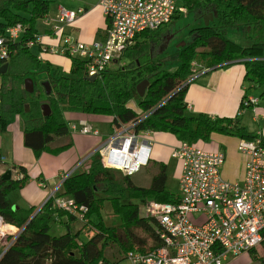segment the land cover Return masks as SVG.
<instances>
[{
	"label": "trees",
	"instance_id": "obj_1",
	"mask_svg": "<svg viewBox=\"0 0 264 264\" xmlns=\"http://www.w3.org/2000/svg\"><path fill=\"white\" fill-rule=\"evenodd\" d=\"M49 3V0L0 2V36L7 27L18 23L24 29L20 39L7 42L9 58L0 59V66L8 63L6 71L0 74L3 78L13 72L12 78L20 84V79L23 81L27 73L36 74L41 69V61L36 58V53L28 50L27 42L38 35L36 21L47 15ZM262 3L264 5V0ZM185 4L186 9L194 11L196 15L198 10L206 14V7H210L213 20L208 23L207 32L179 48V63L173 70L163 68V62L159 60L161 52L153 53V49L159 45L162 51L165 50L170 21L165 26L135 35L116 55L101 78L89 80L86 64L78 58H71L68 72L47 64L44 71L49 75L48 115H43L39 107L31 113L29 100L20 91L19 84L5 89L3 83V87H0V128L9 115L20 114L24 118V145L36 154L44 150L57 154L72 145L71 133L64 118L65 111L110 115L112 123L116 121L115 114L127 117L146 112L191 76L193 61L201 66H210L243 56L244 53L232 48L233 43L226 36L227 30L236 26H243L246 39L253 40L264 49V16L253 14L242 0H185ZM243 62V83L247 81L248 86L242 95L239 110L256 103H243L253 88L258 91L257 99L264 102V62ZM30 68L34 71H30ZM144 79L148 83L144 94L139 96L136 86ZM185 90L186 84L148 114L137 129L169 132L178 141L188 143L206 142L213 134L238 138L255 136L241 124L240 113L233 117L212 118L204 113L187 114ZM131 101L135 102V108L130 105ZM8 169L14 176L4 180L0 174V216L8 223L20 225L29 217V212L13 209L6 194L22 186L28 176L21 165L12 163ZM166 179L167 167L161 161L155 163L150 182L138 185L131 175L115 176L112 170L102 166L99 154L93 153L88 167L72 172L59 192L60 196L70 197L77 205H83L85 210L79 214L70 213L47 201L13 246L12 260L17 264H119L129 251H151L153 246L137 234V229L155 242L158 223L155 218L139 213L138 201H177L178 194L166 188ZM103 209L109 218L108 223L103 220ZM65 216L68 221L78 219L87 222L84 225L88 226L89 236L82 237L79 230L70 228L66 222H63V232H51V223ZM112 216L115 217L113 221L110 220ZM259 245L258 253L256 247L249 251V264H264V227Z\"/></svg>",
	"mask_w": 264,
	"mask_h": 264
},
{
	"label": "built area",
	"instance_id": "obj_2",
	"mask_svg": "<svg viewBox=\"0 0 264 264\" xmlns=\"http://www.w3.org/2000/svg\"><path fill=\"white\" fill-rule=\"evenodd\" d=\"M98 3L107 20L101 39L84 42L71 34H62L61 27L72 23L81 10L59 6L56 14L59 23L52 26L59 33L58 42L43 44L39 34L27 42L29 47L40 46L36 58L41 60L44 52L78 58L86 64L87 76L101 78L135 35L165 26L174 15L187 11L178 0H99ZM23 30L19 23L6 28L0 36V59L9 58L7 42L20 39ZM240 60L264 62V53L248 51ZM192 65V74L208 68L196 61ZM182 83L176 88L185 85ZM173 90L160 103L169 99ZM256 101V97L248 96L243 103L248 105ZM154 107L127 117L115 114L116 121L112 123L109 138L87 159L96 152L104 168L121 175H133L147 166L152 145L150 131L137 128ZM81 132L101 136L90 122L81 124ZM201 143L178 141L172 149L171 156L181 165L178 200L144 202L146 215L158 223L157 239L151 251H129L126 258L131 264H227L260 244L264 227V136L255 134L252 138H238L236 149L243 157V171L234 180L225 178L221 171L224 150L207 149ZM81 163L62 175L55 186L49 187L43 203L22 224L8 223L0 216V264H17L11 258L12 248L47 201L70 213L79 214L85 210L72 198L58 193L72 172L84 166H79Z\"/></svg>",
	"mask_w": 264,
	"mask_h": 264
},
{
	"label": "crops",
	"instance_id": "obj_3",
	"mask_svg": "<svg viewBox=\"0 0 264 264\" xmlns=\"http://www.w3.org/2000/svg\"><path fill=\"white\" fill-rule=\"evenodd\" d=\"M1 1L2 0H0V2ZM98 1L99 0H59V4L56 3L53 7L49 4V11L47 15L36 21V30L40 35V42L43 44L53 45L58 42L59 33L54 31L52 26L59 23L56 18L59 6L75 11L81 10L78 12L76 19L72 23L61 27L60 32L62 34H71L74 38L84 42L101 39L106 30L107 20L102 13V9ZM248 2L251 5H255L258 4L259 1L249 0ZM260 3L263 4L262 0H260ZM253 8L254 7H252V9ZM248 9L252 12L250 8ZM41 30L43 33L40 32ZM231 42L233 43L232 48L234 50L240 51L241 54L246 53L245 51L247 50L245 48L241 47L232 40ZM255 46L262 49H256L255 51H264L260 44H256ZM32 47L35 48V53L38 54L40 46L34 45ZM164 47L166 48V46ZM63 56L64 55L59 53L44 52L42 53L40 61L46 60L48 62L47 64H50L51 68L67 72L71 66V58L65 55V57H67L70 61L68 64L63 59ZM240 58L241 56H238L207 66L208 68L200 71L199 73L191 74V76L184 83H182L186 84L184 98L187 102V111H189L191 115L199 113H204L207 116L212 117H233L237 113H240L239 116L242 115L244 110H239V105L245 91V82L243 83L245 67L244 62L240 60ZM55 63L56 65L62 66L63 69L53 66ZM248 96L256 97L257 95H253L250 92ZM130 105L134 108L136 107L134 101H131ZM249 108H251L250 112L252 115V121L255 124L247 125L246 122L243 123L242 120L241 124L244 125L248 131L264 136V102L257 99L256 103ZM64 118L71 133L72 145L57 154L47 152L46 150L36 154L31 148L24 145V122L23 119H21L20 114L16 113L9 115L3 127L0 128V156L2 160L0 163V174L9 168L12 163H14L16 165L18 164L23 166L25 173L28 176L22 186L15 187L6 194V197L13 209L28 210L29 217L26 220H28L35 212L34 210L43 203L49 187L55 186L60 181L62 175L74 169L80 160L82 163L79 166L83 164L84 166L82 167L84 169L88 167L90 157L87 159V156L91 152L95 151V148L103 141L105 133L108 130H112L113 126V118L110 115L65 111ZM71 121L76 122L71 123ZM83 122L92 123L101 136L93 135L91 133H82L81 124ZM104 124H106L107 128L101 132L98 127H102ZM170 134L171 133L169 132H155V134L152 135L150 161L153 149L155 157H158L159 155L161 159L169 158H164L161 155L166 156L168 152L171 154L172 149L178 143L176 137L172 134L174 136L173 139ZM212 136L224 138L223 136L225 135L213 134ZM154 140L161 142V146L155 148ZM201 146L204 148H206L205 146H208L207 149L218 147L217 144L208 145L207 142H202ZM167 161L169 160H166V162ZM242 171L243 157L241 156L239 168L230 180L240 177ZM180 172L181 169L179 171V175ZM11 176L13 177L14 174L11 173ZM60 190H62V188ZM63 222H66L70 228L79 230L82 237L89 236V229L87 227L85 235L83 236V234H81L83 228H81V226L78 227L73 225L76 222L78 224L80 222L76 219L68 221L66 216L59 221H56V224L60 227L62 226L61 232L65 230L63 226L65 223ZM80 224H82V222Z\"/></svg>",
	"mask_w": 264,
	"mask_h": 264
},
{
	"label": "rangeland",
	"instance_id": "obj_4",
	"mask_svg": "<svg viewBox=\"0 0 264 264\" xmlns=\"http://www.w3.org/2000/svg\"><path fill=\"white\" fill-rule=\"evenodd\" d=\"M50 1V6L53 7L56 3L59 4V0H49ZM249 0H242L243 3H245L248 8H250L253 12V14L257 15V16H264V5L260 3V0L258 4L255 5H251L249 2ZM178 3L181 5H186L185 4V0H178ZM252 7H254L252 9ZM198 15V16H197ZM197 15L194 13V11L191 10H187L186 12H180L178 13L177 17L172 18L170 24L168 25L169 28V32L168 35L166 36L165 39V50H163L162 46L159 45L158 47L153 49V53H160L159 54V60L163 62V68L167 69V70H173L177 65H178V59H177V53L179 48L186 42H190L192 40H194L196 38L197 35L199 34H203L205 32L208 31V25H206L204 17H201L202 15H205V12H198ZM201 15V16H199ZM41 33H43V31H40ZM245 29L243 26H236L234 28H230L227 30L226 32V36L234 41L235 43H237L238 45H240L241 47L245 48L248 51H255L256 49L258 50H262L257 48L255 45L257 43H255L253 40H249L246 39L245 37ZM251 49V50H248ZM28 50L34 54L35 53V48L34 47H29ZM64 60L66 61V63H70L69 59L67 57H65V55L63 56ZM47 61L43 60L40 63L41 69L40 71H38L36 74H31V73H27V75L23 78V81L20 79V77L18 76V78L20 79V84L17 83L13 78H12V74L13 72H11L10 74H7L6 78H3L0 75V87H3V83H5L4 87L5 89L7 88H11V87H17L19 84V89L20 91H22V94L24 96H26L29 100L30 103V110L31 113H34L35 111H37V108L39 107L41 109V105L44 103H48V93H46V89L44 84L48 81L49 75L46 71H44V67L47 65ZM56 66L59 69H63L62 66L60 65H56V63L53 65ZM11 69V66H10ZM19 71V68L17 69ZM16 70V72H17ZM30 71H34V69L30 68ZM68 72V71H67ZM15 77V76H14ZM26 78H31L33 80V85H34V90L32 92H26L24 89V81ZM248 86V82L245 81L244 83V87L246 88ZM251 93L253 95H258V91L256 89H251ZM257 98V96H256ZM39 105V106H38ZM42 110V109H41ZM251 108L247 107L244 108V112L242 113L241 120L244 122H246L247 125H251V124H255L252 121V115H251ZM187 114H190L189 111H186ZM21 119L22 118L21 116ZM24 122V120H23ZM76 122V121H71V123ZM26 125V124H25ZM101 132H103L104 130H106V124H104L102 127H98ZM105 128V129H104ZM111 133V130H108L104 137H103V142H105L108 138L109 135ZM155 132H151L149 134L150 139L152 138V135H154ZM171 137L174 139V136L172 134H170ZM224 138H218L216 136H212L209 140H207V144H217V148L219 149H224L225 152V161L221 167V171L223 173V175L230 179L232 178L233 174L237 171V169L239 168L240 165V160H241V155L239 154V152L236 149V143L238 140V137L236 136H232V135H225L223 136ZM152 140V139H151ZM161 146V142L154 140V147L157 148ZM206 148H208V146H205ZM215 149V148H212ZM164 158L169 157L168 159H161V157H155V152L154 149L152 151V155H151V161L150 164L148 166L142 167L141 170L133 175H131L133 181L138 184V185H147L152 177V174L155 172V163L156 162H165L166 163V167H167V179H166V188L170 191L173 192H178V177H179V171L181 169V165L178 159L174 158L173 156H171V154L168 152L166 154V156L161 155ZM166 160H169L166 162ZM81 161V160H80ZM75 168V167H74ZM83 167H79L77 169H75V172H79L82 171ZM84 169V168H83ZM73 170V169H72ZM115 176L121 175L119 172L117 171H113ZM138 205H139V213L141 215H146V210H145V205H144V201H138ZM36 210V209H35ZM34 210V211H35ZM102 216H103V220L108 223L109 222V218H107V215L105 213V210H102ZM73 220V219H72ZM78 220V219H77ZM111 221L115 220V217L112 216V218L110 219ZM78 222H82V224H78L77 222L74 223V226H81V228H83V230L81 231V234H83V236L85 235V231L87 230L88 226L84 225L87 222L84 221H80L78 220ZM73 227V226H72ZM87 227V228H86ZM62 226L60 227L58 224H56V222H52L51 223V232L54 233H58L62 231ZM64 229V228H63ZM138 235L145 240V242L148 245L151 246H155V242L150 239L149 237H147L146 234H144L142 231L138 230ZM260 251V245L256 247V253H258ZM251 262V254L250 253H243L240 256H238L236 259H234L232 262H230L229 264H249ZM119 264H131L130 260L128 258H125L124 260H122Z\"/></svg>",
	"mask_w": 264,
	"mask_h": 264
},
{
	"label": "water",
	"instance_id": "obj_5",
	"mask_svg": "<svg viewBox=\"0 0 264 264\" xmlns=\"http://www.w3.org/2000/svg\"><path fill=\"white\" fill-rule=\"evenodd\" d=\"M204 20H205L206 25H208V23H209L210 21L213 20V14L210 13L209 15L205 16V17H204ZM7 67H8V63H7V62L3 63V64L0 66V74H1V73H4V72L6 71V69H7ZM88 79H89V80H94V79H95V76H88ZM147 83H148L147 79H144L143 81H141V82H139V83L137 84V86H136V90H137V94H138L139 96H142V95L144 94V91H145V88H146V86H147ZM44 86H45V89H46V93H49V92H50V87H49L48 82H46V83L44 84ZM182 86H183V85H182ZM182 86H179L178 88L174 89L173 92L171 93V95H173L176 91L180 90V88H181ZM24 89H25L26 92H32V91L34 90L33 80H32L31 78H26V79H25V81H24ZM162 102H163V101H162ZM160 104H161V103H158V104L153 108L152 112H153V111H154V110H155ZM26 109H27V107H26ZM41 109H42V114H43V115H48V114H49V110H50V109H49V105H48V103H44V104H42V105H41ZM1 176H2V179H4V180H8V179H10V178H11V170H10V169L5 170V171L1 174ZM7 228L10 229L11 226H7Z\"/></svg>",
	"mask_w": 264,
	"mask_h": 264
},
{
	"label": "flooded vegetation",
	"instance_id": "obj_6",
	"mask_svg": "<svg viewBox=\"0 0 264 264\" xmlns=\"http://www.w3.org/2000/svg\"><path fill=\"white\" fill-rule=\"evenodd\" d=\"M203 6H205V4H203ZM206 7V6H205ZM210 10V11H209ZM198 12H200V10H198ZM210 13H212V11H211V9H210V7H206V14L203 16H201V15H199V16H201V17H205V16H207V15H209ZM196 14V13H195ZM200 14H201V12H200Z\"/></svg>",
	"mask_w": 264,
	"mask_h": 264
}]
</instances>
